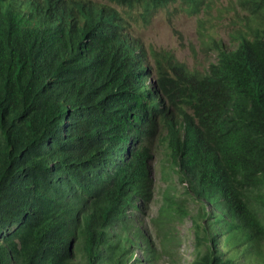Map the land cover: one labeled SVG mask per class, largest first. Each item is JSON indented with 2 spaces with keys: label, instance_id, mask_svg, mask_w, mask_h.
<instances>
[{
  "label": "trees",
  "instance_id": "1",
  "mask_svg": "<svg viewBox=\"0 0 264 264\" xmlns=\"http://www.w3.org/2000/svg\"><path fill=\"white\" fill-rule=\"evenodd\" d=\"M108 1L125 20L92 0H0V264H158L138 213L160 152L187 198L164 193V240L191 217V264H264V0H235L250 23L229 49L211 41L203 72L167 51L149 65L127 22L203 0Z\"/></svg>",
  "mask_w": 264,
  "mask_h": 264
},
{
  "label": "rangeland",
  "instance_id": "2",
  "mask_svg": "<svg viewBox=\"0 0 264 264\" xmlns=\"http://www.w3.org/2000/svg\"><path fill=\"white\" fill-rule=\"evenodd\" d=\"M93 1L109 3L107 0ZM246 16L247 12L238 7L235 0H203L197 11H189L179 3H171L147 21H143L138 12L134 11L128 22L133 37L147 52L167 51L190 71L203 72L208 62L215 59L214 51L209 48L211 41L215 40L227 49L231 48L234 36L239 30H245L250 23ZM152 64V60L149 61V65ZM151 77L156 80L154 72H151ZM150 165L153 200L148 208L138 213V223L147 231L146 235L155 252L160 253L164 249L168 252L166 255L161 254L158 264H191L197 251L204 249L197 244L196 228L191 217L166 223L164 229L170 231L166 236L167 241L152 222L158 216L165 192L176 201L187 199L184 185L167 167L161 152L155 153ZM186 207L190 215L196 213V204L188 200Z\"/></svg>",
  "mask_w": 264,
  "mask_h": 264
},
{
  "label": "clouds",
  "instance_id": "3",
  "mask_svg": "<svg viewBox=\"0 0 264 264\" xmlns=\"http://www.w3.org/2000/svg\"><path fill=\"white\" fill-rule=\"evenodd\" d=\"M93 1V0H92ZM108 1V0H107ZM109 2V1H108ZM98 3V2H97ZM110 3V2H109ZM109 3H101V4H107V5H110V7H112V8H114V9H116L119 13H120V15L122 16V18L125 20V16H124V13L125 12H128V8L127 7H121V6H118L116 3H114V2H112L111 1V4H109ZM171 3H179V4H181L179 1H174V2H171ZM171 3H169V4H171ZM168 4V5H169ZM167 5V6H168ZM182 6H185L186 8H187V5H184V4H181ZM166 6V7H167ZM165 8V7H164ZM163 9V8H162ZM162 9H159V10H162ZM159 10H157V11H154V12H152V13H150L148 16H146V15H144L143 13H141V11H137L136 9H131L130 11V14H132V12H134V11H137L138 12V16L143 20V21H147L151 16H153L155 13H157ZM129 18H131V16L129 17V15H128V17H127V22H128V19ZM128 28H129V34L132 36V38L133 39H135V40H137L136 38H134L133 37V35H132V32H131V27H130V24H129V22H128ZM137 42L139 43V41L137 40ZM140 44V43H139ZM140 46H141V48L143 49V51H145V53H146V56H147V60H149V61H151L152 59H151V57H150V52H147L143 47H142V44H140ZM148 51H153V50H148ZM153 52H155V51H153ZM148 56H149V58H148Z\"/></svg>",
  "mask_w": 264,
  "mask_h": 264
}]
</instances>
